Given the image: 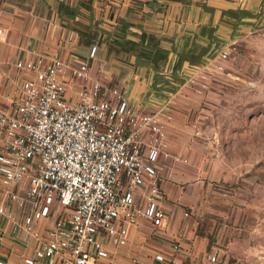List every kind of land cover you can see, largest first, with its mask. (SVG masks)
I'll return each instance as SVG.
<instances>
[{"label":"built area","instance_id":"1","mask_svg":"<svg viewBox=\"0 0 264 264\" xmlns=\"http://www.w3.org/2000/svg\"><path fill=\"white\" fill-rule=\"evenodd\" d=\"M231 50L223 48L207 66L221 72ZM96 54L93 46L86 60L74 62L31 49L14 64L23 79L9 110H0V221L36 242L25 264H116L130 230L142 222L155 230L165 219L162 163H187L169 152L171 102L136 110L121 88L94 78ZM202 68L188 80L198 93L205 88L195 83ZM55 206L66 212L55 214ZM52 215L50 226L37 227ZM167 261L161 253L150 258Z\"/></svg>","mask_w":264,"mask_h":264},{"label":"rangeland","instance_id":"2","mask_svg":"<svg viewBox=\"0 0 264 264\" xmlns=\"http://www.w3.org/2000/svg\"><path fill=\"white\" fill-rule=\"evenodd\" d=\"M98 42L93 44L96 59L108 53L107 45ZM82 43L86 46H78L85 50L92 47L85 38ZM229 47L234 50L221 72L207 63L201 66L207 72L195 83L205 85L203 92L188 84L198 69L166 89L148 85L144 93V102H171L179 129L171 144L174 154L188 159L187 166L176 169L187 173L179 182L163 179L158 170L167 208H177L180 223L188 228L195 254L188 264H264V26L231 38L218 50ZM93 67L99 73L102 63L96 60ZM167 188L175 191L173 201ZM117 253L133 258L135 251L128 246ZM138 260L148 264L150 256Z\"/></svg>","mask_w":264,"mask_h":264},{"label":"crops","instance_id":"3","mask_svg":"<svg viewBox=\"0 0 264 264\" xmlns=\"http://www.w3.org/2000/svg\"><path fill=\"white\" fill-rule=\"evenodd\" d=\"M87 1L89 0H0L1 111L9 110L11 100L23 79V74L14 64L18 60L28 59L31 49L64 60L72 59L74 62L88 58L89 50L78 46L77 33L64 26L66 22L61 21L58 14L60 2L77 7L80 2ZM200 5H205L211 11L203 10ZM91 8L93 22H99L103 30L112 32L119 20H125L132 25V32L139 33L142 29L147 33L155 34L160 38L164 48L168 50L176 48L178 52L186 39L207 46L210 31L211 39L222 44L235 36L241 37L242 34L264 26V0H91ZM80 10L82 15L77 21L82 24L88 23L87 18L90 17V13L83 8ZM228 11L246 12L247 16L238 20L224 15ZM218 51L214 52L213 57ZM111 57L107 58L104 52L103 57L91 62L94 78L111 86L118 85L125 92L130 105L136 110L161 107L156 103L144 102V93L150 83L146 78V69L134 67L135 57L125 54ZM96 60L102 63L99 73L93 67ZM174 60L175 57L171 56L172 63ZM200 68L185 62L181 71L184 75H188ZM178 133L177 123L170 124L169 152L171 155L186 159L187 163L173 165L170 161H164L160 168L163 179L175 182L186 178L187 174L176 169L188 165L187 158L174 154V141L171 144L170 139L174 140ZM161 189L163 190L162 185ZM1 190L0 184V204L3 201ZM166 190L172 201L176 199L174 190L169 188ZM164 195L163 193L162 205L166 216L162 225L153 230L147 222H142L139 228L130 230L129 246H133L135 251L131 256L142 259L147 255L152 258L153 253H161L168 259L166 264H188L195 258L188 242V228L180 223L181 214L177 208H167ZM12 209L18 215L21 213L14 206ZM54 210L55 214L66 212L61 206H55ZM54 217V215L50 216L37 224V227L50 226ZM152 232L154 236L151 239L149 235ZM136 237L141 239L137 243L133 240ZM36 246V242L28 235L21 231L14 232L11 222L5 219L0 221V261L5 264H25L24 259L33 257ZM115 258L116 264L127 262L131 264V258L117 255ZM141 262L145 263L142 260ZM35 264L59 263L37 261Z\"/></svg>","mask_w":264,"mask_h":264},{"label":"trees","instance_id":"4","mask_svg":"<svg viewBox=\"0 0 264 264\" xmlns=\"http://www.w3.org/2000/svg\"><path fill=\"white\" fill-rule=\"evenodd\" d=\"M184 1V0H183ZM205 11H211L205 5H200ZM81 8L90 13L87 18L88 23L82 24L77 21L81 16ZM91 0L80 2L77 7H71L63 2L58 5V14L61 21H65L69 29L75 31L78 35V45L86 46L82 39H86L87 46L92 45L97 48L95 42L101 41V44L107 45L108 53L115 56L132 55L135 57L134 67L146 69V78L152 90L166 89L168 85L178 84L182 81L184 73L181 71L183 63L201 67L205 65L218 48L215 40L211 39V31L208 35L209 43L207 46H201L195 40H185L182 49L178 52L176 48L170 50L161 45L160 38L152 33L140 30L139 33L132 32V25L125 20H119L112 32H107L100 27V23L93 22ZM224 15L240 20L246 17V12L228 11ZM93 31V32H92ZM98 39V40H97ZM190 43V46H188ZM171 56L175 57L174 62ZM151 75V76H150ZM161 87V88H160Z\"/></svg>","mask_w":264,"mask_h":264}]
</instances>
